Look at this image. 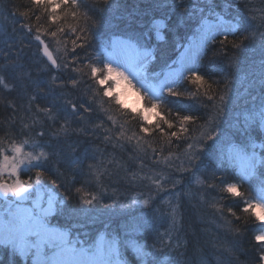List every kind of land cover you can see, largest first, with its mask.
Instances as JSON below:
<instances>
[{"label":"trees","instance_id":"1","mask_svg":"<svg viewBox=\"0 0 264 264\" xmlns=\"http://www.w3.org/2000/svg\"><path fill=\"white\" fill-rule=\"evenodd\" d=\"M79 4L77 18L65 16V11L74 9L60 8L57 15L61 18L53 23L49 12L37 8L31 0H0V9L8 11L4 27L10 28L9 20L15 18L28 36H39L47 44L59 65L53 68L42 57L45 68L39 70L32 67L28 58L18 59L20 48L25 45L19 36L11 48L6 42L0 43V76L8 85L5 88L0 84V140L38 132L46 138L61 134V138L59 135L53 139V152L47 150L50 160L40 169L41 177L64 197L65 206H69L74 217L86 212L81 209L90 193L106 202L109 196L104 195L108 193L123 198L140 193L142 185L135 179L142 174H136L135 168L140 167L143 172L149 167L158 169L162 158L181 154L202 132L219 135L225 128V121L219 125L221 118L235 115L246 101L254 103L264 97V0H79ZM26 11L32 14L20 15ZM213 15L231 18L236 25L231 33L214 35L203 48L195 68L206 81L203 88L198 90L187 79L189 75L184 76L172 87L182 95L172 96L166 91L161 94L163 100L153 107L145 95L150 89L130 84L141 95L142 106L154 109L151 121L143 118L142 109L122 106L115 93L104 95L111 85L108 81L99 85L92 77L90 66H103V49L109 48L114 36L151 51L144 67L149 76L163 72L176 59L194 28ZM52 32L56 35L52 36ZM209 96L213 99L209 100ZM72 104L77 105L78 111H72ZM184 115L194 119L183 125L186 131H181L179 117ZM34 116L43 127L37 133L28 127ZM161 118L169 120L173 127L168 128ZM142 125L149 132H143ZM206 125L210 126L209 131ZM171 132L178 135L171 136ZM238 136L241 135L235 138ZM245 144L252 147L248 141ZM259 155L263 157L262 153ZM207 169L213 173L203 174L208 182L201 189L203 198L198 200L185 183L177 186L178 223L171 231L179 234L180 244H189L192 264H262L259 257L264 243L255 240V235L264 231L262 222L243 208L245 200L255 203L264 195V161L256 162L255 173L249 177H241L231 167L226 172L214 168L211 162H207ZM225 182L237 184L243 195L224 191ZM205 208L211 213L208 218L216 216L223 227L221 232H203L208 218L197 215ZM100 211H92L100 213L102 219L92 225L95 229L106 223L107 216V222L115 223L121 217H105ZM218 244H230V254L215 251ZM177 252L181 262H185V247Z\"/></svg>","mask_w":264,"mask_h":264},{"label":"rangeland","instance_id":"2","mask_svg":"<svg viewBox=\"0 0 264 264\" xmlns=\"http://www.w3.org/2000/svg\"><path fill=\"white\" fill-rule=\"evenodd\" d=\"M6 15L8 16V11L1 8L0 43L6 42L11 48L14 46V40L19 36L25 45L20 48L18 59L24 56L28 58L32 67L39 70L44 69V60L40 54L36 37L28 36L26 30L23 31L15 18L9 20L11 29L5 28ZM235 25L233 19L220 15L203 19L181 47L176 59L158 74L149 76L144 69L147 60L151 57V51L146 47H138L120 36L112 37L109 48L103 49L105 51L104 63L112 62L113 67H121L134 85H145L152 93L161 95L181 78L189 75V69L195 71L202 50L210 38L218 33L233 32ZM112 75L115 76L114 73ZM108 85H111V92L115 93L116 99L122 106L132 110L142 109V116L146 121L153 119L154 109L142 106L141 95L127 81L117 79L115 83L108 81ZM246 103L238 108L237 113L232 117L226 119L220 117V122L225 121V128L220 130L219 135L211 132L200 133L190 143L191 148L189 144L181 154L162 158V164L158 166V169L149 167L143 172L140 167L135 168L136 174H138L137 171L142 174V176L137 175L136 179L133 178L142 185L140 193H130L127 198L108 193L104 195L109 196L107 202L102 200L103 197L90 193L85 200H92L93 197L95 200L91 204L83 203L84 207L81 210L86 212L81 211L79 216L72 215L69 206H65L64 197L50 184L45 183L42 177L37 185L35 167L22 166L19 179L32 183L34 187L23 200L11 195L9 206L5 211L0 212V264H37L38 261H83L92 258L110 260L112 264H192L189 244H180L179 234L171 231L172 227L174 228L172 224L173 207L179 204V194L176 188L179 184L185 183L190 186L193 195L198 200L203 198L201 189L204 185H208L203 174L213 173L212 170H206L207 162H211L214 168L225 172L231 167L241 177L254 175L255 166H250L248 158L254 157L255 165L258 160L264 161V122L261 121L260 116V113L264 111V97L254 103L251 100ZM222 122L219 125H222ZM28 127L36 130L33 133H37L40 127L43 128L41 121L35 116L30 120ZM206 129L209 131L210 126ZM40 133L13 137L9 140L2 139L0 147L5 148L6 155L12 156L10 150L12 143L23 144L27 141V144H23L25 153L37 155L41 150L48 154L50 153L47 150L52 153L53 139L59 135L61 138V134L46 138L38 135ZM235 134L241 136L235 138ZM247 141L252 144V147L246 146ZM33 145L38 146L33 147ZM260 153L263 157L259 155ZM49 160V156L47 159L42 157L39 162L40 169H44ZM32 163L35 164L36 161ZM224 177H227L226 173ZM0 179L12 183L16 176H9L5 172ZM153 180H160V188H157ZM230 183L225 182L224 187ZM2 201L3 199L0 198V204ZM34 207L45 215L47 228L56 234V246L49 244L42 246L40 250L34 246L25 247L23 241L9 235L6 231V225L13 215L23 210H32ZM92 209L101 210L106 214L105 217L107 215L121 217L115 223L114 221L107 222L109 221L107 216L106 223L103 222L99 228L95 229L92 225L102 219L98 215L100 213L96 214L92 212ZM199 214L197 216L203 215L207 219L211 213L205 208ZM90 225L91 228H89ZM220 225L216 216H211L205 220L203 232L210 234L211 229L213 232H221L223 227ZM35 240L37 237H31L29 242ZM181 247H185L188 253L187 260L183 263L180 260V252H177ZM216 249L214 250L224 251V254L229 255L231 246L230 244H218Z\"/></svg>","mask_w":264,"mask_h":264},{"label":"snow or ice","instance_id":"3","mask_svg":"<svg viewBox=\"0 0 264 264\" xmlns=\"http://www.w3.org/2000/svg\"><path fill=\"white\" fill-rule=\"evenodd\" d=\"M32 4H34L37 8H44L45 11L49 12V20H51L53 23H56L61 17L57 15V9L63 8V9H74L70 13L65 11V16L71 15L74 19L78 17V9L80 7L79 0H31ZM32 13L30 12H21V16L30 15ZM85 16L87 17V13H85ZM40 17L37 16V20H39ZM262 20H264V16L261 17ZM25 27H28V25H24ZM39 31V29H37ZM59 31H63V29H59ZM75 31V29H73ZM81 31H85L84 29H81ZM52 36L56 35V32L51 33ZM39 39V36L36 37ZM247 39V37H245ZM238 47L239 45H234ZM44 52L46 55H48L49 60H52L53 65L56 67H59V65L56 64V61L52 58L51 53L48 52L47 46L44 48ZM91 68V74L93 78L97 79V83L99 85H105L106 81H110L112 83H115L117 79H122L124 81H127L129 84H132V80L129 79V76L125 74V70H121V67H113L112 62L104 63L102 67H97L95 64L90 66ZM115 74L113 76L112 74ZM192 83L197 85L198 90L203 88L204 83H206L203 76L198 75L196 71H193L189 69V76L187 77ZM73 84H75V81H72ZM0 84H4L5 87H8L7 84L4 83V78L0 76ZM168 92L172 96H180L182 93L173 91L172 88L167 89ZM104 95L111 96L112 92L110 88H106ZM148 102L152 103L153 107H156L157 104H159L163 100L162 95H156L152 92H146L145 93ZM191 95H194L192 93ZM209 100H212L213 97L209 96ZM223 99V97H221ZM119 102V101H117ZM72 111H78L77 105L72 104ZM81 108L84 107V105H80ZM41 111L47 113L48 109H42ZM85 111H88V109H85ZM261 121L264 122V111L260 113ZM51 119V117H49ZM163 120V123L168 126V128L173 127L172 123L164 118H161ZM194 118L188 115L180 116L179 117V123H180V130L186 131V129L183 127V125L193 120ZM64 126L61 125V128ZM158 128H160V131L163 132L164 129L160 127V125H157ZM141 130L145 133L149 132V128L141 126ZM44 133L41 132L39 135H43ZM171 136H177V132H171ZM131 139V137L129 138ZM211 139V137H209ZM23 144H27V141H24ZM23 144H16L15 142L12 143L10 146V150L12 152V156L6 155V150L4 147H0V177L3 176L5 172L8 173L9 176H16V179L12 183H7L3 179H0V192H3L5 195L8 193H11L13 196L17 197L20 200H23L29 193V191L34 187L32 183L21 181L19 179V173L22 171V166L27 167H35L37 169L36 171V183L37 185L40 182V177L43 174L40 170V160L41 158L47 159L49 154L44 152L43 150L40 151L37 155H32V153H25L23 151ZM38 145H33V147H36ZM192 145H189V148H191ZM193 156H195V153H193ZM249 164L251 167L255 166V158L249 157ZM191 161V157L189 158ZM36 161L35 164L32 162ZM89 167H92L91 165ZM148 179H152L151 177H148ZM52 184H56L55 180L51 181ZM153 183L157 186V188H160V180H153ZM224 191L233 194L234 196H241L243 195L241 192L238 191V186L235 183H230L225 185ZM95 200V197H93L92 200H84V203L91 204ZM147 203V201H144ZM178 206L173 207V221L172 224L175 226L178 223L176 213H177ZM229 212H231L235 216V212L231 208L228 209ZM243 211L248 213L251 212L258 221L264 222V195H261L255 203L251 199L245 200V207L243 208ZM239 219V217H237ZM262 228H264V223L261 225ZM6 231L9 235H13L16 238L20 239L24 242L25 247H36L38 250L41 249L42 246H48L51 244L52 246H56V234L47 228L45 223V215L41 213V211L37 210V208H33L32 210H23L18 212L17 214L13 215L12 219L8 222L6 225ZM239 231V229H237ZM31 237H37V240L30 241ZM62 239V237H60ZM255 240L257 242L264 243V231H261L259 234L255 236ZM15 243V241H13ZM261 262H264V252L261 253L259 257ZM37 264H112L110 260H104L102 258H92L88 260L83 261H56V262H49V261H38Z\"/></svg>","mask_w":264,"mask_h":264},{"label":"water","instance_id":"4","mask_svg":"<svg viewBox=\"0 0 264 264\" xmlns=\"http://www.w3.org/2000/svg\"><path fill=\"white\" fill-rule=\"evenodd\" d=\"M38 42H39L40 53H41L42 57L45 59V61L50 66H52L53 68H55L56 66L53 65L52 60H49L48 55H46L45 52H44V48H45V46H47V44L42 39H40V38L38 39ZM47 48H48V52L51 53L52 58L56 61V58H55L53 52L49 49L48 46H47ZM56 64H57V61H56ZM11 195H12L11 193H8V194L5 195L3 192H0V198L3 199V201L0 204V212L5 211L7 209V207L9 206V204H10L9 197Z\"/></svg>","mask_w":264,"mask_h":264}]
</instances>
